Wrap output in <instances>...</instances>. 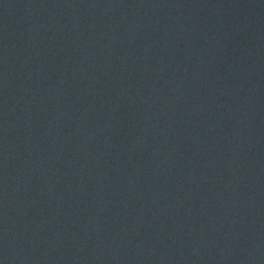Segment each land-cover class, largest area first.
Masks as SVG:
<instances>
[{
	"label": "water",
	"instance_id": "water-1",
	"mask_svg": "<svg viewBox=\"0 0 264 264\" xmlns=\"http://www.w3.org/2000/svg\"><path fill=\"white\" fill-rule=\"evenodd\" d=\"M0 264H264V0H0Z\"/></svg>",
	"mask_w": 264,
	"mask_h": 264
}]
</instances>
